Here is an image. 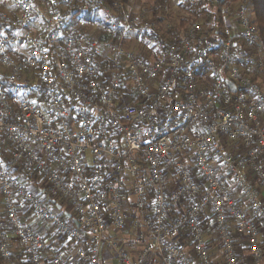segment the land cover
Returning a JSON list of instances; mask_svg holds the SVG:
<instances>
[{"label": "built area", "instance_id": "1", "mask_svg": "<svg viewBox=\"0 0 264 264\" xmlns=\"http://www.w3.org/2000/svg\"><path fill=\"white\" fill-rule=\"evenodd\" d=\"M5 1L1 263L103 264L110 251L121 264H213L208 219L224 264H264V43L252 0H210L157 53L129 47L158 25L123 0ZM105 8L107 40L71 22ZM133 237L135 259L122 241Z\"/></svg>", "mask_w": 264, "mask_h": 264}, {"label": "crops", "instance_id": "2", "mask_svg": "<svg viewBox=\"0 0 264 264\" xmlns=\"http://www.w3.org/2000/svg\"><path fill=\"white\" fill-rule=\"evenodd\" d=\"M82 1H86V0H82ZM142 1H144V0H142ZM151 1H153V0H151ZM155 1H153V2H155ZM156 2H157L156 6L161 4V0L156 1ZM125 3L129 4L130 6L133 3V10L134 11L138 10L137 8H135V6L138 5L136 0H129L128 2H125ZM0 8H10V6L8 3H6L5 0H0ZM107 15H108V9L105 8V9H101L100 12H98V14H97L98 17L96 15L92 16L89 14H79V15L73 16L71 22L73 25L79 27L82 31L88 32V33L92 34L93 36L99 38L98 36L100 34H98L96 27H100V30H101V26L106 22ZM27 217L32 219L31 216H27ZM30 222H31V220H30ZM32 223H34V226L36 227L37 230H39L40 234H42L43 236H46L47 238H49L52 241L51 237H48L49 233L47 234V230L50 229L47 225L38 224L37 222H35V220L33 222V219H32ZM205 226L207 227L206 240L208 242V247H209V250H210V253L212 256L213 264H224L223 252L221 250V247L218 244L212 221L207 219L205 221ZM112 235H114V233H112ZM261 238H262V242L264 244V231L261 234ZM122 241L125 243V245L127 246V249L129 250V252L131 253V255L134 259L140 255V252H141L140 250L142 249V244L140 242H138L136 238H134V237L129 238V239L125 238ZM13 244L17 245L15 242ZM134 245H136V247H134ZM59 246L63 248L64 252L68 255L69 259L75 260V254H74V251H73V248L71 245H69L70 247H68L67 245H64V244L60 245L59 244ZM17 247L19 248L18 245H17ZM242 251H243V258H246L245 249H243ZM17 254H21L20 248H19V253H17ZM102 262H103V264H118V263L121 264L120 261H118L117 259L114 258L112 252H110V251H104L102 253ZM45 264H51V263H49V261L46 260ZM144 264H151V263L147 262Z\"/></svg>", "mask_w": 264, "mask_h": 264}, {"label": "rangeland", "instance_id": "3", "mask_svg": "<svg viewBox=\"0 0 264 264\" xmlns=\"http://www.w3.org/2000/svg\"><path fill=\"white\" fill-rule=\"evenodd\" d=\"M128 1L129 0H126V2H128ZM153 1H155V0H153ZM153 1H151V0H144V1L136 0L138 5H136L135 8H137L138 10L137 11L133 10V3L130 6V8H132V10L135 13L145 11L146 12L145 13L146 18L148 20L155 22L158 25L156 32L159 33L160 35L168 34L171 29L176 30L175 31L176 33L179 30L182 31L183 29L186 28V26L185 27L181 26V23L183 21L189 20V23H190V22L195 21V20L205 19V17H206L205 16L204 18L202 17V18L196 19L194 17L196 15H193L192 13L190 14L189 10L187 9V6L189 4L186 3V0H170V2H169V6H170L169 13H162V11H161V12H157L156 16H152L153 12H156V11H153L154 10L153 8L157 4L156 1H159V0H156L155 2H153ZM96 30H97L98 34H100L98 37L101 39L103 36H102V32L100 30V27H96ZM148 41H149V38L145 39V40L132 39L129 43V47H134V48L139 49V50L148 49L150 52H153V53L161 52L162 49H160L159 46L153 47V44L148 43ZM29 219L32 222L33 218L32 219L29 218ZM33 222H34V219H33ZM38 232H39V230H38ZM48 233H49V237H51L52 241H54L60 245L65 244V241L62 239H58V237L53 233V230L51 228L47 230V234ZM66 245L68 247H70L68 244H66ZM13 246L15 248V251L17 253H19V248L17 247V245L13 244ZM134 247H136V245H134ZM240 248H241V250L244 249V247H242L241 245H240ZM0 264H1V261H0Z\"/></svg>", "mask_w": 264, "mask_h": 264}, {"label": "trees", "instance_id": "4", "mask_svg": "<svg viewBox=\"0 0 264 264\" xmlns=\"http://www.w3.org/2000/svg\"><path fill=\"white\" fill-rule=\"evenodd\" d=\"M107 1L111 6H113L112 0H107ZM47 2H50V0H47ZM123 2L125 3L126 0H123ZM163 3L164 1L161 0L160 5H162ZM186 3L189 4L187 1ZM252 4H253L254 13H255L256 23L260 31L262 42L264 43V0H252ZM187 9L189 10L190 14L192 13L193 15H196L194 17L198 19L202 17L204 18L207 13L212 11L213 5L211 4L210 0H201L196 5L189 4L187 6ZM98 12H100V9H96V10L91 9L87 12L76 13L75 15L89 14V15L94 16V15H97ZM156 15H157V12H153L152 16H156ZM188 23H189V20L183 21L181 23V26L185 27L188 25ZM176 35L177 33L173 29H171L168 34H164V35H160L159 33H153L150 35L148 43H152L153 47L159 46L160 49H162V51H166L167 42L172 40L174 37H176ZM108 38L109 37L103 36L100 40L104 41V40H107Z\"/></svg>", "mask_w": 264, "mask_h": 264}, {"label": "water", "instance_id": "5", "mask_svg": "<svg viewBox=\"0 0 264 264\" xmlns=\"http://www.w3.org/2000/svg\"><path fill=\"white\" fill-rule=\"evenodd\" d=\"M230 87H231L233 93H235V87H234V85H232V84L230 83ZM68 218H70V215H68ZM75 224H76V226H77L78 228L80 227V225H78L76 221H75Z\"/></svg>", "mask_w": 264, "mask_h": 264}, {"label": "snow or ice", "instance_id": "6", "mask_svg": "<svg viewBox=\"0 0 264 264\" xmlns=\"http://www.w3.org/2000/svg\"><path fill=\"white\" fill-rule=\"evenodd\" d=\"M32 103H35V101H33ZM0 163H2V162H0Z\"/></svg>", "mask_w": 264, "mask_h": 264}]
</instances>
